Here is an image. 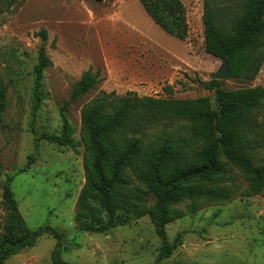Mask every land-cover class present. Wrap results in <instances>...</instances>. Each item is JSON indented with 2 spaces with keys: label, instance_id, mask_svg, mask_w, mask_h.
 Masks as SVG:
<instances>
[{
  "label": "rangeland",
  "instance_id": "obj_1",
  "mask_svg": "<svg viewBox=\"0 0 264 264\" xmlns=\"http://www.w3.org/2000/svg\"><path fill=\"white\" fill-rule=\"evenodd\" d=\"M182 1L190 27L185 40L156 24L139 0H0V87L7 88L6 108L0 110V232L9 178L28 226L56 228L60 257L69 264H264V189L248 195V181L239 172L237 181L227 183L234 189L231 199L201 202L194 213L186 212L187 202L178 206L181 216L166 230L171 242L181 234V243L159 262L161 240L150 216L100 233L82 231L75 220L86 183V103L113 90L166 98L165 87L172 86L173 98L209 96L216 106L214 91L202 82L211 80L222 60L205 49L203 0ZM42 46L51 63L38 83ZM98 68L96 86L72 100L82 74ZM223 81L225 89L264 87V61L254 79ZM258 114L264 122V108ZM167 122L168 130L187 132L180 122ZM65 132L75 147L41 138ZM252 156L264 164V146ZM128 174L133 188L140 184ZM57 245L45 234L6 264H53Z\"/></svg>",
  "mask_w": 264,
  "mask_h": 264
},
{
  "label": "trees",
  "instance_id": "obj_2",
  "mask_svg": "<svg viewBox=\"0 0 264 264\" xmlns=\"http://www.w3.org/2000/svg\"><path fill=\"white\" fill-rule=\"evenodd\" d=\"M103 1V0H96ZM149 16L167 33L185 40L189 34L182 0H139ZM205 49L227 58L231 77L254 79L264 61V0H203ZM46 38V32L43 31ZM51 63L40 48L37 82ZM101 69L86 70L72 100L93 89ZM214 91L209 96L173 98L139 96L135 91L117 95L113 90L83 106L82 126L88 140L86 183L78 197L75 220L82 231L107 232L150 216L161 246L156 261L170 257L181 243L169 241L167 224L181 214L178 206L194 213L201 202L229 200L234 189L227 183L247 181L248 195L264 189V164L255 163L252 152L264 146V125L258 111L264 108V87L225 89L224 81L202 82ZM7 88L0 87V110L6 108ZM168 118L182 123L185 134L168 130ZM50 142L75 147L68 133L42 134ZM235 169L237 171H235ZM139 181L131 186L130 174ZM149 200L152 203L149 204ZM2 204L8 211L0 232V264L45 235L58 245L53 264H69L60 257V232L49 225L31 228L19 210L11 180L3 185Z\"/></svg>",
  "mask_w": 264,
  "mask_h": 264
},
{
  "label": "water",
  "instance_id": "obj_3",
  "mask_svg": "<svg viewBox=\"0 0 264 264\" xmlns=\"http://www.w3.org/2000/svg\"><path fill=\"white\" fill-rule=\"evenodd\" d=\"M231 78L230 69L227 58L222 60V64L218 70L211 73V79L229 80Z\"/></svg>",
  "mask_w": 264,
  "mask_h": 264
}]
</instances>
